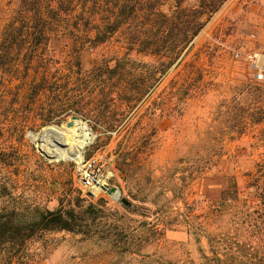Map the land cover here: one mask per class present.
I'll list each match as a JSON object with an SVG mask.
<instances>
[{"label": "trees", "instance_id": "1", "mask_svg": "<svg viewBox=\"0 0 264 264\" xmlns=\"http://www.w3.org/2000/svg\"><path fill=\"white\" fill-rule=\"evenodd\" d=\"M227 1L0 0V77L11 76L10 86L23 92L24 100L17 104L25 110L14 121L1 114L0 136L12 130L21 137L34 117L45 124L70 112H88L104 124L119 125L122 120L109 115L108 109L123 106L128 114L140 105L169 68L180 65L206 22ZM53 41L71 46L75 62H62L58 67L50 46ZM82 53L93 54L99 61L83 70L79 63ZM190 64L188 91L193 93L201 86V73ZM67 86L111 89L118 97L87 107L81 103V92L80 97L70 95ZM43 96L47 108L37 109ZM165 106L166 100L160 97L146 109L150 115L161 114ZM241 111L245 119L240 118ZM216 112L221 133L245 134L247 127L264 121V87L243 86L230 101L224 99ZM256 146L264 148V129L256 138ZM225 155L224 139L217 128L207 130L200 143L179 158L155 187L165 202L150 215H143L150 221H141L131 231L106 223L101 215L89 223L87 210L95 208L91 204L77 212L63 205L52 211L40 210L32 220L23 216L28 207L1 208L0 264L32 263L31 246L59 232L105 241L112 253L134 257L137 264H178L160 252L166 230L191 235L205 264H226L227 255H235L234 264H240L238 261L247 259L248 254L254 262L248 264H264V154L253 170L245 173L243 187L238 185L236 174L227 171ZM193 184L198 185L199 196L188 203L186 190ZM214 191L217 197H212ZM167 193L184 203V212L167 206Z\"/></svg>", "mask_w": 264, "mask_h": 264}, {"label": "rangeland", "instance_id": "2", "mask_svg": "<svg viewBox=\"0 0 264 264\" xmlns=\"http://www.w3.org/2000/svg\"><path fill=\"white\" fill-rule=\"evenodd\" d=\"M50 46L54 50V59L58 60L57 66L62 62L64 65L75 62L71 59L74 55L71 46L59 41H53ZM236 53L239 55L237 58ZM254 59L264 63V0H228L206 22L180 65H172L162 82L145 95L140 105L128 114L123 106L108 109L109 115L122 120L119 125L104 124L88 112L82 115L70 112V115L45 124L34 117L36 120L32 119L21 137L12 130L1 135L0 209L22 210L28 207L23 216L32 220L40 210L52 211L63 205L77 212L91 204L95 208L87 210L89 223L96 215H101L106 223L128 227L131 231L139 227L141 221H150L151 218L145 219L143 215H150L165 202L155 187L161 185L160 181L168 176L175 162L186 157L191 147L205 137L207 130L216 128L224 139V159L229 161L226 169L236 174L238 185L243 187L247 181L245 173L252 171L264 154V148L254 147L256 138L264 129V121L247 127L241 136L222 134L221 119L216 111L224 99L230 101L234 92L243 86L264 87V82L254 78ZM79 61L82 69L87 70L99 59L93 54L82 53ZM190 63L196 72L201 73V86L193 93L188 91ZM10 83L11 76L0 77V116L3 113L14 121L15 118L20 119L25 111L17 104L24 97L23 92ZM67 92L78 97L81 94V103H87V107L96 101L118 97L117 92L111 89L101 91L98 87L89 86L73 89L67 86ZM160 97L166 100V110L150 115L147 106ZM45 99L43 96V102L37 109L47 108ZM239 114L240 118L244 115L242 111ZM73 116L78 117L94 137L92 144L82 149V155L87 158L96 155L102 160L113 157L115 177L111 185L119 190L118 200L107 195L94 197L82 191L74 175V161L50 160L38 151L36 137L48 127L67 124ZM26 133L30 136L27 137ZM188 187L185 199L190 203L198 199L199 189L197 184ZM217 196L214 191L212 197ZM122 198L130 202L132 213L123 208ZM166 199L172 210L184 212L183 202L173 200L169 193ZM159 246L162 255L177 260L178 264H205L194 238L185 231L166 230ZM202 247L207 249L204 240ZM31 252L34 260L30 264H137L134 257L112 253L105 241L96 238L84 240L81 235L67 232L49 234L46 242L32 245ZM234 258L235 255H227L225 263L234 264ZM249 258L248 254V260L241 259L238 263H254Z\"/></svg>", "mask_w": 264, "mask_h": 264}, {"label": "bare ground", "instance_id": "3", "mask_svg": "<svg viewBox=\"0 0 264 264\" xmlns=\"http://www.w3.org/2000/svg\"><path fill=\"white\" fill-rule=\"evenodd\" d=\"M70 126H51L36 137L37 149L46 158L54 161L67 160L79 161L82 149L93 141V136L88 132L85 124L80 119H70ZM33 138V137H32ZM109 192L114 200L119 199L117 191Z\"/></svg>", "mask_w": 264, "mask_h": 264}, {"label": "built area", "instance_id": "4", "mask_svg": "<svg viewBox=\"0 0 264 264\" xmlns=\"http://www.w3.org/2000/svg\"><path fill=\"white\" fill-rule=\"evenodd\" d=\"M238 56L236 53L235 57ZM252 70L255 80L264 82V63H259L257 59H254ZM107 134L113 135L114 133L107 132ZM26 136L29 137L30 133H26ZM91 144L92 142L86 146L89 147ZM74 175L82 191L88 192L94 197L106 196L103 188L111 187V181L115 177L113 157L110 156L107 160H102L96 155L88 158L82 155L79 161H74Z\"/></svg>", "mask_w": 264, "mask_h": 264}, {"label": "water", "instance_id": "5", "mask_svg": "<svg viewBox=\"0 0 264 264\" xmlns=\"http://www.w3.org/2000/svg\"><path fill=\"white\" fill-rule=\"evenodd\" d=\"M71 119H78V117L73 116V117H71ZM67 124H68V126L71 125L70 122H68ZM107 188H108L111 192L117 191V192H118V195H119V190H118L116 187H114V186H111V187H109V186H105L103 189L105 190V189H107ZM105 192H106V191H105ZM106 195L112 198V196L110 195L109 192H106ZM120 203H121L124 207H127V208H130V207H131L130 202H128V201H127L126 199H124V198H122V199L120 200Z\"/></svg>", "mask_w": 264, "mask_h": 264}]
</instances>
